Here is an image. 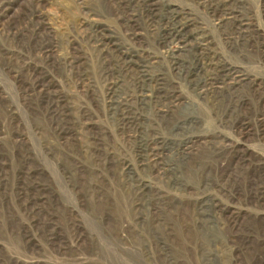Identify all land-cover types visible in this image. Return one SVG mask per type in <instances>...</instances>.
Segmentation results:
<instances>
[{"label":"rangeland","instance_id":"rangeland-1","mask_svg":"<svg viewBox=\"0 0 264 264\" xmlns=\"http://www.w3.org/2000/svg\"><path fill=\"white\" fill-rule=\"evenodd\" d=\"M0 264H264V0H0Z\"/></svg>","mask_w":264,"mask_h":264},{"label":"bare ground","instance_id":"bare-ground-1","mask_svg":"<svg viewBox=\"0 0 264 264\" xmlns=\"http://www.w3.org/2000/svg\"><path fill=\"white\" fill-rule=\"evenodd\" d=\"M236 18V17H235ZM183 23V22H182ZM172 32V31H171ZM182 35H184V34H182ZM237 42V41H236ZM197 45V44H196ZM208 59V58H207ZM189 68H191V67H189ZM228 69V68H227ZM214 70V69H213ZM236 71V70H235ZM217 79V78H216Z\"/></svg>","mask_w":264,"mask_h":264}]
</instances>
